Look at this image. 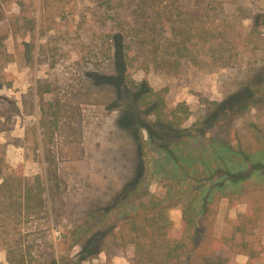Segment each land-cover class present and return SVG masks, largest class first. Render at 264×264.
Segmentation results:
<instances>
[{
    "label": "rangeland",
    "instance_id": "obj_1",
    "mask_svg": "<svg viewBox=\"0 0 264 264\" xmlns=\"http://www.w3.org/2000/svg\"><path fill=\"white\" fill-rule=\"evenodd\" d=\"M106 1L0 0V158L7 170L39 176L45 187L41 213L26 216L0 203V264H9L6 245L30 247L26 260L50 244L57 254L66 253L61 234L118 202L132 180L133 143L117 124L129 101L102 83L116 74L111 34L121 13L114 7L118 0H110L111 9L104 11ZM255 13L264 14V0H213L208 15L195 20L177 67L154 69L133 52L127 74L163 92L164 114L183 104L187 117L176 113L181 127L197 125L215 103L264 74V27L252 30ZM27 43L34 44L31 62L25 58ZM166 59L174 60L171 55ZM257 98L250 112L234 116L223 128L208 129L203 139L233 147L251 142L248 124L264 127V93ZM148 154L150 162L154 154ZM152 176L148 193L162 196L165 181L159 173ZM249 205L246 198L234 206L225 198L216 201L213 237L229 234ZM169 217L179 235L180 208L170 210ZM257 234L264 244V223ZM132 256V246L111 245L82 264H132ZM229 264H246V256L235 255Z\"/></svg>",
    "mask_w": 264,
    "mask_h": 264
},
{
    "label": "trees",
    "instance_id": "obj_2",
    "mask_svg": "<svg viewBox=\"0 0 264 264\" xmlns=\"http://www.w3.org/2000/svg\"><path fill=\"white\" fill-rule=\"evenodd\" d=\"M212 2L118 0L114 7L121 13L113 20L111 34L116 74L104 77L102 83L111 85L119 99L129 101L122 105L117 124L129 132L133 143L136 167L132 180L118 202L92 214L70 234H61L66 253L57 254L50 244L49 250L43 248L26 260L30 247L6 245L9 264H82L107 253L111 245L122 250L132 246V264H229L235 255L246 256V264L264 262V244L257 234L264 223V127L250 122L251 142L234 147L215 138L203 139L208 129L223 128L234 116L251 111L257 96L264 93V74L215 103L199 124L188 128L181 127L182 119L176 114L187 117L183 104L164 114L163 92L127 74L133 52L154 69L177 67L195 20L208 15ZM111 4L104 2V11ZM250 19L254 32L264 27V14L255 13ZM27 23L28 31L34 30V20ZM25 47V58L31 62L34 44ZM167 55L174 60L166 59ZM148 153L154 154L150 162ZM155 173L165 181L162 196L148 193V180ZM44 193L39 176L27 178L7 170L0 158V203L11 212L41 213ZM222 198L233 206L246 198L250 205L233 221L229 234L215 239L212 208ZM176 207L181 210L179 235L174 234L169 217ZM74 248L78 251L73 255Z\"/></svg>",
    "mask_w": 264,
    "mask_h": 264
},
{
    "label": "crops",
    "instance_id": "obj_3",
    "mask_svg": "<svg viewBox=\"0 0 264 264\" xmlns=\"http://www.w3.org/2000/svg\"><path fill=\"white\" fill-rule=\"evenodd\" d=\"M246 261H247V258H246Z\"/></svg>",
    "mask_w": 264,
    "mask_h": 264
}]
</instances>
